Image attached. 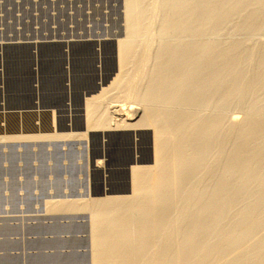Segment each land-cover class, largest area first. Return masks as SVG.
Instances as JSON below:
<instances>
[{
    "label": "rangeland",
    "instance_id": "374dc122",
    "mask_svg": "<svg viewBox=\"0 0 264 264\" xmlns=\"http://www.w3.org/2000/svg\"><path fill=\"white\" fill-rule=\"evenodd\" d=\"M96 38L99 39L101 44L96 42H87L73 43V46L69 43L65 44V46L64 43H58L55 45L43 44L35 47L39 54V62L35 64L38 67L35 65H33V67H35V69L38 71L42 67V72L44 67V72L46 70V74L51 72L52 76L54 75V82L52 83L53 85L50 86L49 84L44 88L41 87L40 89L39 87L37 88L36 85L37 75L33 73L28 74V76L24 75V72H26V64L23 62V58L20 56V54H17V56L15 54L16 51L19 53L24 51L25 48L33 49L34 47L30 42H34L35 40L38 41L40 39L56 41L88 39L94 41ZM103 39H114L113 43L110 41L113 46L110 42H107L108 45L110 43L109 46L105 42H101ZM5 40L12 43L18 42V44L0 48V66L2 65L1 68H3L8 74L10 73V78L7 74V81H5H9L8 83L10 85L8 84L7 86V83L5 85L0 84V105L1 102L9 103L12 101L24 106L27 102H33L34 99L41 98L40 100H42V102L45 104H47L48 101H52L56 110L61 112H59L58 118H61V116L63 118L64 115L69 112L72 105L77 106L79 104V99L82 96H84L85 104L83 103L82 112L84 127L81 129L75 128V126L79 125L78 122H80V120H78L76 123L74 122L75 124L71 123L68 129L65 128L66 131L64 129L62 131L56 132V134L59 136L54 134V132H51L49 135L48 131L46 130L47 125L44 124L46 121L48 122V114L45 117L40 118L38 115L37 117L34 116V118L29 117L34 115V112H31L29 115H27L28 118L24 119V116L26 115H22V113H12L9 115L0 113V120L3 117L8 116L7 119L4 118V120L2 119L3 121L1 120V125L4 126L3 123L7 122L11 118L14 121L12 124L18 129L15 130L16 133H19L17 135L15 131L13 133V130H11L12 133L9 134L11 137L8 135V139L6 137L0 136V264H96V256L100 250V248L98 250L99 245L97 237L102 234L101 236L107 235L110 237L112 235L111 238H116L118 235L117 231H120V228L129 230L131 233L129 234L131 239V241H129L130 243H126V245H123L121 249L122 252H125V263L157 264L156 262H159L158 264H164L165 261L168 260L165 264H181L184 260H180L179 257L177 258L176 253L178 247L182 243L181 241L184 240V238L181 240L183 237L182 235L185 233L186 236L193 227L195 219L191 214L197 209L196 205L199 204L198 197H200V194L201 197L208 195L211 193V190L217 187L216 184H219L220 181H225L224 183L222 182V184L220 182V185L226 184L225 187H227V185L232 186L231 184H236L239 188H243L249 184L248 180H251L250 175L252 176V185L250 184L252 187H248L251 188V191L248 188L247 192L245 191V193H248V196L246 195L245 198H243L245 195L244 193L240 196L237 203L242 198L243 200L241 201H244V199L246 200L248 197H252V201H254V194L252 196L251 193L256 192V196L259 192L260 194H264V181L262 182L261 180L264 178V167H261L264 166V0H0V41ZM121 40H123L124 43ZM25 41H28V43H24ZM118 44L119 46H123V48L125 47L124 51L122 50L123 48L118 46ZM100 46L102 47V50ZM60 47L61 49H59ZM127 49L129 52L126 53V51H128ZM113 50H117V52ZM159 50H161V52ZM119 51L126 53L124 54L125 56L123 55L121 58L123 53H120ZM83 52L85 53L83 54ZM124 57L126 58L122 60ZM7 59H10L11 61ZM78 59L80 61H78ZM92 59L94 60L92 61ZM112 59L114 60L113 62L111 61ZM126 59H128V61ZM1 60L4 61V64ZM87 64H89V66ZM113 64H116V68L119 71L116 70L114 74L115 77L113 75V78H110V80H105L104 78L111 70L112 66H114ZM86 66L93 68L87 70L88 68ZM125 66L126 68H124ZM106 67L109 68L107 69ZM50 68H54V71L50 70ZM81 69L86 70L84 71L85 73H83ZM92 69L94 71L96 70L97 72L94 73ZM103 70L107 71L105 72ZM102 72L104 75H106L104 76ZM11 73H13L15 77L14 75L11 76ZM181 74L185 75V77ZM18 76L19 78H17ZM88 76H90V78H88ZM97 76H99L101 79L104 77L102 79L104 84L102 82L100 83V78L98 77V79ZM180 77H184V80ZM13 78H16L18 83L16 79ZM10 79L12 80L10 81ZM95 79H97V82H99L97 85L106 84L105 86L99 85L100 87L104 88L99 89V92H94L97 91L99 88L98 87L93 91V94H91L92 91H85V89L87 90L93 86V84L96 82ZM79 80L81 84L79 83ZM111 80H115L114 82L116 83L112 82ZM15 81L16 83H14ZM180 81L182 85L180 84ZM54 83L57 90H55L56 88L54 89V87H52L54 86ZM75 83L79 86H77ZM89 83L91 86H89ZM160 84L161 88L164 89L163 91H160L162 90L159 87ZM80 85H83V88H81ZM12 86L15 87L12 88ZM23 86L25 87L23 88ZM85 86L88 88H84ZM26 87L28 89H26ZM80 88L81 90H79ZM92 88L94 89V87ZM155 90H159L161 94L157 91V95L152 94L155 93ZM100 93H102L103 96L102 94L100 95ZM159 94L161 95L162 99L157 97L160 96ZM155 95L157 99L155 98ZM162 95L165 96L163 97ZM151 96H154L152 97L153 99L150 98ZM46 100L47 102H45ZM92 100L95 102L93 103ZM62 103L64 104L63 107ZM77 107L80 109V104ZM130 108H133V110ZM129 110H131V117H127ZM151 112H154V114L160 112L158 115L162 116V118L164 117L166 120L168 119L172 121L173 119L174 123L171 122L174 124L173 127L182 126L177 128L179 132L182 130L184 131L186 127V129H188L195 125H198L197 127L200 130L202 129L201 132L204 130V128H206L207 131L204 130L202 133L205 132L206 134L207 132H210L208 134L212 139H209L208 136L210 141L207 139L206 141L208 142L200 143V146H202L201 149L204 147L202 150H207L205 152L208 153L207 155L206 153L203 154L202 158H204V161L203 159L201 160L207 164H204L205 168L200 170L201 172H197V174L193 173L191 176L192 179L187 182V184L182 185L178 192L175 190V192L173 190H171L172 192L164 191L162 197H166L163 201L164 204H166L165 206H167V204L172 206L173 204L172 208L169 207L170 209L168 208L166 210L165 208L167 207H163L164 204L162 201H157V203H155L157 194H153L154 196L152 194H141L142 196L140 194V196L135 194V198L133 199L131 195H128V201L125 203V205L121 204L123 206H120L116 200L117 198L115 199V194H93L89 189V182H91L92 179H95L97 173L94 175V177H92V167L95 165L108 171L109 167L111 168L115 165V163L117 164L119 160L115 159L114 156L109 155L112 150H106V146L104 144L103 146H105V148H103L102 145V147H100V144L98 145V137L91 139V133L122 131L119 128L124 127V119H131L129 121L130 123L128 122V125L133 123L136 124L135 122H137V119L141 121L144 119L143 117L146 115V113L148 114ZM166 115L167 117H165ZM184 115L185 121L183 120ZM235 115L240 117L238 122L233 121ZM170 116H172V119H169ZM96 118L97 120L99 119L101 121L98 120L97 122ZM164 118L163 120H165ZM178 118L181 119H179L181 122H185V124L183 125V122L181 123ZM11 119L9 121H11ZM163 120L162 122H164ZM16 121H18V123H15ZM31 121L37 122L33 123ZM99 123L102 124L100 125ZM213 123L214 127H210V125ZM208 127L212 129L214 128L216 132L215 130L212 132L208 131L212 130ZM255 127L260 129L257 130ZM174 129H176V127ZM42 130L45 131L43 132ZM248 130L249 132L253 130L255 131L252 133L250 132V136L252 138H243L244 140H242L240 135L242 134V136L244 135L246 138L249 134ZM64 131L65 133H62ZM25 132L27 134H24ZM37 132H41V134ZM176 132L173 134H176ZM8 133H10V130ZM45 133H48V135ZM58 133H61V135ZM1 134L2 133H0V135ZM42 134L46 136H43ZM39 136L42 137L40 138ZM50 136H52V138ZM238 139H240L242 142H240ZM92 140L96 146V149L100 148L99 150L102 154H104V156L101 158H97L95 162L91 158ZM245 140L247 142H245ZM242 143H247L248 145L245 144L247 145L245 146L242 145ZM209 144H212V146ZM97 145L99 147H97ZM241 146L245 147L241 148ZM210 147L211 149L214 147L212 149L213 153L212 150H209L208 152ZM244 148L251 151L254 154L251 155L257 158L258 161H254L255 158H252L251 155H248L249 151L245 150ZM253 148H255L256 151ZM233 151L236 153L234 154ZM242 151L245 154H241ZM257 151H259V156L256 155L258 154ZM186 153L187 155H190V150H187ZM230 154L234 157H238L239 159H247L246 157H248V159H252V162H254L251 163L254 166L253 168H255L254 170L252 168L253 172L251 171V174L246 173V175L244 174V177H242V170L244 172H246L245 170L250 172L249 170H251L250 168L252 165L250 166L249 161L251 160L247 159L248 161L246 163V160L239 162L241 166L243 163L245 165L248 164L250 166L249 168L246 167L247 169H244L245 165L242 167L238 165L240 167L239 168L233 164H236V160L239 159H234L233 157V161H231ZM240 155H242V157ZM244 155H246L245 158ZM249 156H251V158ZM225 158L230 159L229 162ZM199 161L200 159L196 161V164L199 163ZM100 162H102V164ZM229 163L233 166H230ZM235 166L241 171L239 169L237 170L236 168H233ZM259 167L262 168L260 171L261 173L259 172ZM227 169L230 172L226 176L225 174L228 172ZM237 171L240 172L237 174ZM229 174H232L233 176H230ZM234 174H236V176ZM244 178H248V180L246 179L248 184L244 183ZM260 180L263 186L261 185V182H259ZM236 181H238L239 184L241 183L240 185L243 184V186H240ZM255 182H258L260 185ZM234 185L232 188L235 187L238 189L236 185ZM230 186L228 188H231ZM253 186H256V189H254ZM182 188H184V190ZM252 188L253 191H258L259 189V192H252ZM260 188H262L263 191L260 190ZM243 189L246 190L247 188L245 187ZM248 191L250 192V195ZM167 192L168 196H166ZM175 193L178 194L176 195ZM203 193L204 195L202 196ZM151 195L153 197H151ZM157 198H159V196ZM129 200L131 201L129 202ZM149 200L152 202L150 203ZM197 200L198 202H196ZM249 200L251 199L249 198L246 201L248 202ZM252 201H249L250 203H246L244 201L245 203L243 202V204L245 207L241 202H239L238 205L229 208L230 210H227V217L240 213L243 210L245 212L250 211ZM117 203L119 205L118 207ZM245 204L250 205L246 206ZM158 205L160 208H163L160 209ZM263 208H261L262 212L264 211ZM245 209H247V211ZM206 212L207 213L201 214L202 217L200 216L201 219H205L204 221H208L211 218V213L209 211ZM258 212L257 216H260L258 215L260 212ZM262 212L261 216L264 215ZM184 213H188L191 216H188L184 222L180 223L181 218L185 215ZM146 216L152 223L148 227H152L150 228L151 231L148 229L150 232L147 230L142 231L141 229L140 224ZM234 216L235 215H233V217L227 218L228 220H224L222 225L223 229L220 230V232H222L220 233L221 235L225 234L224 232L226 231L227 227H231L229 222H233L235 219ZM159 218L164 221L167 220L166 223L168 224L166 225L168 227L165 226V228L168 231L165 228H159L161 231L156 228L154 229L153 226L157 224V221H160L157 220ZM262 218L261 220H264V216ZM261 220L259 221V224L261 225H259L258 229L255 231H259L261 233L257 232L258 235H255V233V236L253 235V238L259 236L258 239L261 241L259 242L258 239V241L255 239L256 242H259V244L256 242V244H254L253 239L252 245L249 243L250 246L246 245L244 248L247 246L248 247L246 249H241L242 251L245 252L248 248L249 250L246 252L252 250L254 251L259 245H262L260 243L264 244V237L260 238V234L261 236H264V224L262 225ZM262 222L264 223V221ZM177 225L181 227L179 230H177ZM113 229L115 231H113ZM176 230L179 231V233L181 231L180 236L182 237H179ZM154 231L157 232L155 233ZM114 233L115 235L113 236ZM144 237V241L147 239L146 244H149L146 249V255L143 257L145 260L147 259V262L144 259H140L141 256H138V253L136 254V251H138V243L141 238L144 239ZM164 238H166L169 245L165 243L166 240H163ZM205 239L200 240L203 241ZM214 239L216 240L215 236H213V238H208V240L214 244L213 246L212 244L210 245L208 240H206L209 243L210 249L208 248L204 252V256H210L211 254L212 259L214 257V259L216 258L217 261H219L221 259H218L217 256H214L215 252L213 248H215L216 242H214ZM177 240L180 243L176 242ZM200 240L197 238L198 242H200ZM163 242L165 244H163ZM157 245H159L161 248ZM112 248L113 247L110 246L107 250L112 251ZM114 248L116 249L117 247L115 246ZM114 248L113 250H115ZM154 252H157L156 259L154 258ZM163 252H166L167 255H165L166 253L164 254ZM169 253L170 255H168ZM152 254L154 256H152ZM201 256H203V254ZM158 260H160L162 263ZM223 260H225V262H229L228 259L224 257L221 261ZM214 262L216 264V260L213 261V263ZM217 264L220 263L217 262Z\"/></svg>",
    "mask_w": 264,
    "mask_h": 264
},
{
    "label": "bare ground",
    "instance_id": "6f19581e",
    "mask_svg": "<svg viewBox=\"0 0 264 264\" xmlns=\"http://www.w3.org/2000/svg\"><path fill=\"white\" fill-rule=\"evenodd\" d=\"M205 3V2H204ZM210 6V5H209ZM175 7V6H174ZM256 7V6H255ZM231 8V7H230ZM186 9V8H185ZM228 9V8H227ZM156 11V10H155ZM126 12V11H125ZM126 15V14H125ZM259 16V15H258ZM139 17V16H138ZM127 18V17H126ZM152 18V17H151ZM156 18V17H155ZM198 19V18H197ZM179 21V20H178ZM136 22V21H135ZM185 23V22H184ZM130 24V23H129ZM255 24V23H254ZM127 27H128V25H127ZM130 27V26H129ZM207 28V27H206ZM230 29V28H229ZM130 30V29H129ZM126 33H127V30H126ZM145 33V32H144ZM229 38V37H228ZM173 39V38H172ZM195 40V39H194ZM42 41H49L48 39H40V40H35L34 42H30V43H32V45L35 47H37L39 44L38 43H40V42H42ZM53 41H55V43H52V44H46V45H55V44H58V43H64V45L65 44H73V43H71V42H69V41H67V40H59V41H63V42H59V41H56V40H53ZM99 41V40H98ZM121 41H123V40H121ZM127 41V40H126ZM125 41V42H126ZM5 42H7V40H5V41H0V48H2V47H7V46H10V45H17L18 44V42H7V43H10L9 45H4L5 44ZM100 42V41H99ZM110 42V41H109ZM119 42V41H118ZM24 43H28V41H25ZM78 43V42H77ZM98 43V42H97ZM111 43V42H110ZM110 43H109V45H110ZM121 43V42H120ZM123 43H124V41H123ZM35 44V45H34ZM99 44V43H98ZM101 44V43H100ZM107 44V43H106ZM112 44V43H111ZM115 44H116V42H115ZM134 44V43H133ZM207 44V43H206ZM20 45V44H19ZM25 45V44H24ZM76 45V44H75ZM93 45V44H92ZM104 45V44H103ZM108 45V44H107ZM108 45V46H109ZM121 45V44H120ZM124 45V44H123ZM129 45V44H128ZM262 45V44H261ZM62 46V45H61ZM66 46V45H65ZM70 46V45H69ZM73 46V45H72ZM81 46V45H80ZM84 46H85V44H84ZM102 46V45H101ZM100 46V47H101ZM112 46H113V44H112ZM118 46H119V44H118ZM125 46V45H124ZM130 46V45H129ZM12 47V46H11ZM43 47V46H42ZM54 47V46H53ZM78 47V46H77ZM89 47H90V45H89ZM88 47V48H89ZM92 47V46H91ZM119 47H121V48H123V46H119ZM126 47H127V45H126ZM157 47V46H156ZM163 47V46H162ZM13 48V47H12ZM22 48V47H21ZM65 48H67V47H65ZM80 48H82V47H80ZM84 48H86V47H84ZM84 48H83V50H84ZM92 48H94V47H92ZM91 48V49H92ZM104 48V47H103ZM105 48H106V46H105ZM113 48V47H112ZM118 48V47H117ZM125 48V47H124ZM124 48L122 49L123 51H124ZM128 48V47H127ZM133 48V47H132ZM17 49V48H16ZM59 49H61V47L59 48ZM75 49V48H74ZM141 49V48H140ZM6 50V49H5ZM15 50V49H14ZM23 50V49H22ZM21 50V51H22ZM86 50V49H85ZM93 50V49H92ZM101 50H102V47H101ZM108 50V49H107ZM106 50V51H107ZM111 50V49H110ZM109 50V51H110ZM128 50V49H127ZM139 50V49H138ZM142 50V49H141ZM11 51V50H10ZM49 51V50H48ZM57 51V50H56ZM60 51V50H59ZM72 51V50H71ZM79 51V50H78ZM98 51V50H97ZM113 51H115V50H113ZM160 52H161V50H159ZM41 52V51H40ZM45 52V51H44ZM75 52V51H74ZM92 52V51H91ZM105 52V51H104ZM115 52H117V50L115 51ZM120 52V51H119ZM122 52V51H121ZM120 52V53H121ZM127 52H129V50L128 51H126V53ZM154 52V51H153ZM197 52V51H196ZM3 53V52H2ZM11 53V52H10ZM13 53V52H12ZM49 53V52H48ZM58 53V52H57ZM78 53V52H77ZM85 52H83V54H84ZM87 53V52H86ZM101 53H103V52H101ZM111 53V52H110ZM123 53V52H122ZM126 53H123L122 54V56H121V58L123 57V55L124 54H126ZM4 54V53H3ZM7 54V53H6ZM16 56H17V54L19 55L20 54V56L23 58V62L26 64V72H24V75H27L28 76V74H30V73H33V74H36L37 75V77H36V80H37V83H36V85H37V88L39 87V89L41 88V87H46V85H49L50 84V86L51 85H53L52 83L54 82L53 81V77H54V75L52 76V74H51V72H48V74H46L45 72H46V70H45V72H44V67H43V72H42V67H41V71L39 70H37V69H35V67H33V65H35L36 63H38L39 62V54H38V51H37V49L36 50H34V48L33 49H24V51H22V52H19V53H17V51H16ZM41 54V53H40ZM45 54V53H44ZM72 54H73V52H72ZM79 54V53H78ZM89 54H90V52H89ZM91 54H93V53H91ZM104 54V53H103ZM114 54V53H113ZM116 54V53H115ZM198 54V53H197ZM202 54V53H201ZM56 55V54H55ZM86 55V54H85ZM98 55V54H97ZM108 55V54H107ZM117 55V54H116ZM129 55V54H128ZM151 55V54H150ZM13 56L15 57V55L13 54ZM19 56V57H20ZM66 56V55H65ZM98 56H100V55H98ZM102 56H104V55H102ZM125 56V55H124ZM141 56V55H140ZM189 56V55H188ZM196 56V55H195ZM235 56H236V54H235ZM259 56V55H258ZM10 57V56H9ZM21 57H20V59H21ZM63 57V56H62ZM81 57H83V56H81ZM85 57V56H84ZM109 57V56H108ZM114 57H115V55H114ZM118 57V56H117ZM127 57V56H126ZM126 57H124L122 60H124ZM155 57V56H154ZM153 57V58H154ZM3 58V57H2ZM64 58V57H63ZM119 58V57H118ZM120 58V59H121ZM151 58V57H150ZM171 58V57H170ZM5 59V58H4ZM80 59V58H79ZM78 59V61H80ZM87 59V58H86ZM85 59V60H86ZM138 59V58H137ZM193 59V58H192ZM197 59V58H196ZM240 59V58H239ZM7 60H10V59H7ZM77 60V59H76ZM83 60V59H82ZM89 60V59H88ZM87 60V61H88ZM94 59H92V61H93ZM98 60V59H97ZM101 60V59H100ZM116 60V59H115ZM127 61H128V59H126ZM213 60V59H212ZM2 61V60H1ZM11 61V60H10ZM48 61V60H47ZM51 61V60H50ZM64 61V60H63ZM73 61V60H72ZM78 61H77V63H78ZM102 61V60H101ZM112 62L114 61L113 59L111 60ZM110 61V62H111ZM117 61V60H116ZM126 61V62H127ZM194 61V60H193ZM237 61V60H236ZM3 62V64H4V61H2ZM5 62H7V61H5ZM22 62V63H23ZM52 62H53V60H52ZM91 62V61H90ZM96 62V61H95ZM107 62V61H106ZM134 62V61H133ZM195 62V61H194ZM226 62V61H225ZM234 62V61H233ZM88 63V62H87ZM98 63V62H97ZM104 63V62H103ZM102 63V64H103ZM108 63V62H107ZM116 63V62H115ZM232 63V62H231ZM13 64V63H12ZM62 64V63H61ZM76 64V63H75ZM93 64V63H92ZM100 64V63H99ZM98 64V65H99ZM110 64V63H109ZM112 64V63H111ZM121 64V63H120ZM152 64V63H151ZM242 64V63H241ZM16 65V64H15ZM85 65V64H84ZM88 66H89V64H87ZM95 65H96V63H95ZM114 65V64H113ZM124 65V64H123ZM126 65V64H125ZM161 65V64H160ZM212 65H213V63H212ZM236 65V64H235ZM251 65V64H250ZM2 66V65H1ZM1 66H0V84H6L7 83V86H8V82H5V81H7V72L3 69V68H1ZM35 66H37V65H35ZM53 66V65H52ZM77 66V65H76ZM91 66V65H90ZM111 66V65H110ZM119 66V65H118ZM121 66V65H120ZM126 66H128V65H126ZM126 66L124 67V68H126ZM196 66V65H195ZM211 66V65H210ZM4 67V66H3ZM6 67V66H5ZM10 67V66H9ZM38 67V66H37ZM49 67H51V66H49ZM78 67V66H77ZM87 67V66H86ZM102 67V66H101ZM161 67V66H160ZM8 68V67H7ZM83 68V67H82ZM88 69L87 70H90L91 68H93V67H87ZM96 68H97V66H96ZM107 68V67H106ZM109 68V67H108ZM107 68V69H108ZM150 68V67H149ZM157 68V67H156ZM184 68V67H183ZM195 68V67H194ZM216 68V67H215ZM12 69V68H11ZM16 69H18V68H16ZM47 69V68H46ZM54 69V68H53ZM53 69H51L50 68V70H52V71H54ZM63 69V68H62ZM85 69V68H84ZM140 69V68H139ZM225 69V68H224ZM8 70V69H7ZM14 70V69H13ZM20 70V69H19ZM24 70V71H25ZM66 70V69H65ZM78 70V69H77ZM116 70H118L117 68H116ZM116 70H115V72H116ZM122 70V69H121ZM149 70V69H148ZM208 70V69H207ZM211 70H213V69H211ZM242 70V69H241ZM262 70V69H261ZM21 71H22V69H21ZM76 71V70H75ZM81 71H83V73H85L84 71H86V70H83V69H81ZM92 71H94L93 69H92ZM99 71V70H98ZM103 71H105V70H103ZM107 71V70H106ZM105 71V72H106ZM119 71V70H118ZM123 71V70H122ZM126 71V70H125ZM140 71V70H139ZM153 71V70H152ZM181 71V70H180ZM195 71V70H194ZM10 72V71H9ZM13 72V71H12ZM15 72V71H14ZM20 72V71H19ZM79 72V71H78ZM89 72V71H88ZM87 72V73H88ZM95 72H97L96 70L94 71V73ZM100 72V71H99ZM115 72L112 74V76L115 74ZM184 72V71H183ZM54 73V72H53ZM60 73V72H59ZM68 73V72H67ZM77 73V72H76ZM80 73V72H79ZM91 73V72H90ZM163 73V72H162ZM178 73V72H177ZM180 73V72H179ZM49 74H51V75H49ZM61 74V73H60ZM89 74V73H88ZM102 74H103V72H102ZM119 74V73H118ZM117 74V75H118ZM143 74V73H142ZM173 74V73H172ZM183 74V73H182ZM181 74V75H182ZM10 75V73L8 74V76ZM12 75H14L13 73H11V76ZM22 75V74H21ZM83 75V74H82ZM90 75V74H89ZM95 75V74H94ZM93 75V76H94ZM97 75V74H96ZM98 75H99V73H98ZM101 75V74H100ZM104 75V74H103ZM102 75V76H103ZM106 75V74H105ZM104 75V76H105ZM189 75V74H188ZM35 76V75H34ZM79 76V75H78ZM92 76V75H91ZM110 77V78H113V77ZM119 76V75H118ZM162 76V75H161ZM169 76V75H168ZM182 76H184L185 77V75H182ZM187 76V75H186ZM14 77H15V75H14ZM58 77V76H57ZM87 77V76H86ZM99 76H97V78H98ZM114 77H115V75H114ZM121 77V76H120ZM124 77V76H123ZM148 77V76H147ZM184 77L182 78V77H180V78H182L183 80H184ZM9 78H10V76H9ZM17 78H19V76L17 77ZM23 78H24V76H23ZM35 78V77H34ZM67 78V77H66ZM65 78V79H66ZM76 78V77H75ZM88 78H90V76H88ZM96 78V77H95ZM100 78V77H99ZM98 78V79H99ZM104 78V77H103ZM102 78V79H103ZM110 78L108 79V80H110ZM180 78H178V79H180ZM236 78V77H235ZM13 79H16V78H13ZM82 79V78H81ZM87 79V78H86ZM102 79L100 78V83L102 82ZM105 79V78H104ZM116 79V78H115ZM119 79H123V78H119ZM118 79V80H119ZM12 79H10V81H11ZM58 80V79H57ZM61 80V79H60ZM69 80V79H68ZM85 80V79H84ZM90 80V79H89ZM117 80V79H116ZM182 80V81H183ZM16 81H17V79H16ZM16 81L14 82V83H16ZM25 81V80H24ZM29 81V80H28ZM31 81V80H30ZM64 81V80H63ZM95 83L93 84V86L92 87H94V89L92 88V87H90V88H88L87 86H85L84 88H88L87 90L85 89V91H87V92H89V91H92V93L91 94H93V91L94 90H96L98 87V89H97V91H94V92H99L98 90L99 89H101L102 87H100V86H102V85H97L98 84V80L97 79H95ZM112 81V80H111ZM115 81V80H114ZM114 81H112V82H114ZM119 81H121V80H119ZM160 81H161V79H160ZM162 81H164V80H162ZM13 82V81H12ZM27 82V81H26ZM25 82V83H26ZM32 82V81H31ZM30 82V83H31ZM62 82V81H61ZM60 82V83H61ZM82 82V81H81ZM87 82H89V81H87ZM92 82H94V81H92ZM105 82V81H104ZM109 82V81H108ZM138 82V81H137ZM213 82V81H212ZM235 82V81H234ZM17 83H18V81H17ZM28 83V82H27ZM35 83V82H34ZM77 83H78V81H77ZM79 83H80V80H79ZM91 83V82H90ZM89 83V84H90ZM114 83H116V82H114ZM141 83V82H140ZM139 83V84H140ZM162 83H164V82H162ZM178 83V82H177ZM22 84V83H21ZM32 84V83H31ZM76 84V83H75ZM81 84V83H80ZM92 84V83H91ZM91 84L89 85V86H91ZM109 84H110V82H109ZM118 84V83H117ZM125 84V83H124ZM180 84H181V81H180ZM239 84V83H238ZM10 85V84H9ZM12 85V84H11ZM34 85V84H33ZM57 85V84H56ZM73 85V84H72ZM77 85V84H76ZM106 85V84H105ZM105 85H103V86H105ZM182 85V84H181ZM202 85V84H201ZM57 86H59V85H57ZM74 86V85H73ZM77 86H79V85H77ZM117 86V85H116ZM185 86V85H184ZM220 86V85H219ZM15 87V86H14ZM13 86H12V88H14ZM25 86H23V88H24ZM32 87V86H31ZM36 87V86H35ZM52 87H54V89L56 88L55 87V83H54V86H52ZM51 87V88H52ZM63 87H65V86H63ZM80 87L81 88H83V85H80ZM112 88H114L115 87V85H114V87L113 86H111ZM110 87V88H111ZM131 87V86H130ZM136 87V86H135ZM142 87V86H141ZM150 87V86H149ZM160 88H161V84H160V86H159ZM235 87V86H234ZM1 88V87H0ZM6 88H8V87H6ZM36 88V89H37ZM43 88H42V90H43ZM73 88V87H72ZM79 88V87H78ZM81 88L79 89V90H81ZM104 88V87H103ZM102 88V89H103ZM132 88V87H131ZM159 88V89H160ZM2 89H3V85H2ZM10 89H11V87H10ZM26 89H28L27 87H26ZM53 89V90H54ZM59 89H61V88H59ZM77 89V88H76ZM109 89V88H108ZM107 89V90H108ZM162 89V88H161ZM214 89V88H213ZM7 90V89H6ZM9 90V89H8ZM24 90V89H23ZM32 90H33V88H32ZM42 90H41V92H42ZM55 90H57V88L55 89ZM78 90V89H77ZM110 90V89H109ZM164 89H162V90H160V91H163ZM216 90V89H215ZM39 91V90H38ZM37 91V92H38ZM66 91V90H65ZM76 91V90H75ZM101 91V90H100ZM143 91V90H142ZM156 91L157 92H159L160 94H161V92L159 91V90H155L154 92L155 93H152V94H156ZM218 91V90H217ZM9 92V91H8ZM21 92V91H20ZM30 92V91H29ZM55 92V91H54ZM78 92V91H77ZM102 92V91H101ZM105 92V91H104ZM108 92V91H107ZM252 92V91H251ZM11 93V92H10ZM32 93V92H31ZM59 93V92H58ZM75 93V92H74ZM86 93V92H85ZM143 93V92H142ZM163 93V92H162ZM165 93V92H164ZM185 93V92H184ZM194 93V92H193ZM8 94V93H7ZM18 94V93H17ZM34 94V93H33ZM49 94H51V93H49ZM53 94V93H52ZM60 94V93H59ZM76 94V93H75ZM86 94H88V93H86ZM102 93H100V95H101ZM159 94V95H160ZM180 94V93H179ZM1 95V94H0ZM46 95V94H45ZM70 95V94H69ZM150 95H151V93H150ZM157 95V94H156ZM156 95H155V98L157 99V97H159L160 99H162L161 98V95L160 96H157L156 97ZM198 95V94H197ZM222 95V94H221ZM34 96V95H33ZM102 96H103V94H102ZM140 96V95H139ZM163 96V95H162ZM165 96V95H164ZM163 96V97H164ZM27 97V96H26ZM39 97V96H38ZM87 97H88V95H87ZM92 97V96H91ZM147 97H148V95H147ZM152 97H154V96H151L150 98H152ZM260 97V96H259ZM22 98V97H21ZM25 98V97H24ZM28 98V97H27ZM35 98H36V95H35ZM94 98V97H93ZM158 98V99H159ZM4 99V98H3ZM41 99V98H40ZM46 99V98H45ZM55 99V98H54ZM65 99V98H64ZM77 99V98H76ZM136 99V98H135ZM148 99V98H147ZM153 99V98H152ZM152 99H150V100H152ZM159 99V100H160ZM240 99V98H239ZM254 99V98H253ZM48 100V99H47ZM47 100L45 101V102H47ZM52 100V99H51ZM58 100V99H57ZM66 100H68V99H66ZM89 100H90V98H89ZM99 100V99H98ZM97 100V102L99 103V101ZM158 100V101H159ZM165 100H166V98H165ZM18 101V100H17ZM29 101H32V100H29ZM61 101V100H60ZM65 101V100H64ZM63 101V102H64ZM70 101V100H69ZM78 101V100H77ZM147 101V100H146ZM154 101H157V100H154ZM161 101V100H160ZM177 101V100H176ZM182 101V100H181ZM250 101V100H249ZM12 102V101H11ZM49 102V101H48ZM92 102H93V100H92ZM95 102V101H94ZM93 102V103H94ZM178 102H180V101H178ZM183 102V101H182ZM237 102V101H236ZM260 102V101H259ZM33 102H27L23 107H25V108H31L32 107V104ZM64 103H66V102H64ZM75 103V102H74ZM79 103V102H78ZM77 103V104H78ZM22 104V103H21ZM45 104V103H44ZM54 104V103H53ZM58 104H59V102H58ZM67 104V103H66ZM65 104V105H66ZM76 104V105H77ZM85 104V103H84ZM151 104V103H150ZM63 103H62V107H63ZM68 105V104H67ZM66 105V106H67ZM93 105V104H92ZM167 105V104H166ZM165 105V106H166ZM55 106V105H54ZM60 106V105H59ZM66 106H64V107H66ZM77 106H79V104L77 105ZM77 106H74V105H72L71 107H70V110H69V112H65L66 114L64 115V117L62 118V116H61V118L59 117L58 118V114H57V112H56V108H54L55 110L53 111V112H51L50 114H48V117L47 118H49V119H47L48 120V122L46 123L45 122V124L44 125H47V128H46V130L48 131V133H49V135L51 134V132H54V134H56V132H59V131H62V130H64L66 127L64 126L65 125V123L67 122V121H69V122H71V123H76L78 120H81V117H82V112H81V110L77 107ZM86 106V105H85ZM2 106L0 105V108H1ZM68 107V106H67ZM86 107H88V106H86ZM90 107V106H89ZM238 107V106H237ZM177 108V107H176ZM243 108V107H242ZM260 108V107H259ZM57 109H59V108H57ZM94 109H95V107H94ZM98 109V108H97ZM131 109V108H130ZM153 109V108H152ZM65 110V109H64ZM67 110V111H68ZM89 110V109H88ZM92 110V109H91ZM131 110H133V108L131 109ZM131 110H129V114H128V116L127 117H129L130 115H131ZM63 111V110H62ZM66 111V110H65ZM150 111V110H149ZM148 111V112H149ZM176 111V110H175ZM31 112H34V111H26V112H24V113H22V115H29ZM60 112V111H59ZM87 112V111H86ZM133 112V111H132ZM178 112V111H177ZM203 112V111H202ZM223 112V111H222ZM248 112V111H247ZM61 113V112H60ZM64 113V112H63ZM93 113V112H92ZM156 113V112H155ZM162 113V112H161ZM19 114V113H18ZM34 115H32V116H29V117H37L38 116V113L37 112H34L33 113ZM46 114V115H47ZM88 114V113H87ZM158 114H160V112L159 113H157V114H154V112L152 113H146V115L143 117L144 119H142L141 121L140 120H138L137 119V122H135L136 124H130V125H128V122L131 120V119H129V118H126V119H124V122L126 123V126H125V123H124V127H122V128H119V129H121L122 131H118V132H120L121 134H119V135H111L110 137H109V140H108V142L107 143H104V145L106 146V148H105V146H103V143H102V141L100 140L101 138H100V134H111V133H115V132H108V131H106L105 133H96V132H93V133H91V135L93 134V136L91 137L92 139L94 138V137H98L99 138V142H98V145L100 144V147H102L103 146V148H105L106 150L108 149V150H112L111 152H110V154L109 155H112V156H114V158L115 159H117V160H119L118 161V163L116 164L115 163V165H114V163H113V165L114 166H112L111 168L109 167V170L108 171H106V176L104 177V175L101 173V172H99V173H97L96 174V176H95V179H94V181L95 182H97L96 184L97 185H99V184H107V183H109L113 188L115 187V188H119L120 187V185H118V186H116V183H120L122 180H124L125 179V177H126V174H127V172H129V174H130V179H131V190H130V192H127V193H111V194H115V199L118 201V203L120 204V206H123V205H125V203L128 201L127 200V198L131 195L132 196V199L133 198H135L134 197V195L135 194H142V195H144V194H148V195H150V194H157V197L159 196V198H157L156 197V199L155 198H153V199H155V203H157V201H164V199L166 198H163L162 197V195H163V193H164V191H171V190H175L176 192H178L179 191V189L181 188V186L182 185H184V184H187V182H189L192 178H191V176L193 175V173L195 174H197V172H199L200 170H203V168H205L204 167V164H206L205 162H202L201 160L203 159V161H204V158H202V156H203V154H205L206 153V155L208 154L207 152H205V151H207V150H202L201 149V147L202 146H200L201 144V142H208V141H206L207 139H208V136H209V134L208 133H210V132H207L206 134H208V135H206L205 134V132L204 133H202L204 130L205 131H207L206 130V128H204V127H202V128H204V130L201 132V130L197 127L198 125H195V126H193L192 128H188V129H186L187 127H186V125H185V129H184V131L182 130V131H178L177 130V128L179 127H182V126H175L176 127V129H174L175 127H173L174 126V120L172 119V116H170V118L169 119H172V121L171 120H166L164 117V119L165 120H163V118H162V116H160V115H158ZM194 114V113H193ZM240 114V113H239ZM7 115V114H6ZM171 115V114H170ZM223 115V114H222ZM232 115V114H231ZM1 116V115H0ZM2 116H3V114H2ZM5 116V115H4ZM12 116V115H11ZM15 116V115H14ZM26 116H24L25 118L24 119H26V118H28V116L26 117ZM60 116V115H59ZM86 116V115H85ZM164 116V115H163ZM196 116V115H195ZM248 116V115H247ZM8 117V116H7ZM7 117L5 116V117H3L2 119L4 120V118H6L7 119ZM34 117V118H35ZM131 117V116H130ZM161 117V118H160ZM165 117H167V115L165 116ZM173 117H175V116H173ZM41 118V117H40ZM39 118V119H40ZM91 118V117H90ZM182 118V117H181ZM1 119V120H2ZM11 119V118H10ZM9 119V120H10ZM15 119V118H14ZM21 119V118H20ZM31 119V118H30ZM180 118H178V120H179ZM185 119V115L183 116V120ZM1 120H0V133H2L0 136L1 137H6L7 138V136L9 135V134H11L12 133V131L11 130H13V133H14V131L15 130H18L17 129V127L16 126H14L12 123H14V121H13V119H11V121H7V122H5V123H3V125L4 126H2L1 124H2V122H1ZM2 120V121H3ZM45 120V119H44ZM87 120V119H86ZM90 120V119H89ZM88 120V121H89ZM96 120H97V118H96ZM99 120V119H98ZM98 120H97V122H98ZM162 120L164 121V122H162ZM181 120V119H180ZM179 120V121H180ZM213 120V119H212ZM240 120V117L239 116H237V115H235L234 116V118H233V121L234 122H238ZM250 120V119H249ZM22 121H23V119H22ZM91 121H93V120H91ZM99 121H101V120H99ZM120 121V120H119ZM168 121V122H167ZM185 121V120H184ZM26 122V121H25ZM25 122H23V123H25ZM31 122H33V121H31ZM35 122V121H34ZM33 122V123H34ZM44 122V121H43ZM109 122V121H108ZM171 122H173V123H171ZM181 122V121H180ZM183 122V121H182ZM181 122V123H182ZM245 122V121H244ZM15 123H18V121H16ZM40 123V122H39ZM74 123V124H75ZM79 123V122H78ZM89 123V122H88ZM106 123V122H105ZM110 123V122H109ZM130 123V122H129ZM30 124V123H29ZM43 124V123H42ZM89 124H91V123H89ZM100 124V123H99ZM99 124H98V126H99ZM102 124V123H101ZM100 124V125H101ZM104 124V123H103ZM108 124V123H107ZM185 124V122H183V125ZM189 124V123H188ZM195 124V123H194ZM199 124V123H198ZM255 124V123H254ZM86 125V124H85ZM93 125V124H92ZM182 125V124H181ZM203 125V124H202ZM214 125V123L212 124V125H210V127H214L213 126ZM252 125V124H251ZM95 126V125H94ZM93 126V127H94ZM103 126H106V125H103ZM219 126V125H218ZM228 126V125H227ZM253 126V125H252ZM63 127V128H62ZM69 127V126H68ZM68 127H67V129H68ZM118 127H120V126H118ZM210 127H208L209 129H212V128H210ZM217 127V126H216ZM244 127V126H243ZM249 127V126H248ZM16 128V129H15ZM40 128V127H39ZM45 128V127H44ZM44 128H42V129H44ZM90 128V127H89ZM95 128V127H94ZM98 128V127H97ZM103 128V127H102ZM256 128V127H255ZM22 129V128H21ZM25 129H26V127H25ZM114 129V128H113ZM117 129V128H116ZM118 129V130H119ZM172 129H173V131H178V132H176V134H173V133H175V132H173L172 131ZM181 129H183V128H181ZM180 129V130H181ZM190 129V130H189ZM219 129V128H218ZM242 129H244V128H242ZM241 129V130H242ZM254 129V128H253ZM257 130L258 129H260V128H256ZM9 130H10V133H8L9 132ZM83 130V129H82ZM92 130V129H91ZM96 130H98V129H96ZM104 130V129H103ZM150 130H152V131H150ZM186 130V131H185ZM213 130H215L214 128L212 129V130H208V131H213ZM239 130V129H238ZM255 130V129H254ZM250 131L251 133L252 132H255V131ZM26 131V130H25ZM34 131V130H33ZM43 131V130H42ZM45 131V130H44ZM43 131V132H44ZM65 131H66V129H65ZM65 131L64 132H62V133H65ZM88 131H90V130H88ZM246 131V130H245ZM263 131H264V129H263ZM18 132H21V131H18ZM117 132V131H116ZM131 132H136V133H138V132H140L142 135H140L136 140H133L130 136H129V134L128 133H131ZM147 132H150L151 133V135H152V139H151V141H150V138L148 137V135L147 134H145V133H147ZM215 132H216V130H215ZM248 132H249V130H248ZM250 132H249V134H248V136L245 138L244 137V135L242 136V134L240 135L241 137V139L242 140H244V139H248V138H250L251 136H250ZM259 132V131H258ZM15 133H16V131H15ZM35 133V132H34ZM37 133H40L41 134V132H37ZM37 133H36V138H37ZM48 133L46 134V135H48ZM70 133V132H69ZM82 133V132H81ZM84 133V132H83ZM144 133V134H143ZM238 133V132H237ZM242 133V132H241ZM264 133V132H263ZM17 134V133H16ZM15 134V135H16ZM19 134V133H18ZM17 134V135H18ZM21 134V133H20ZM24 134H27L26 132L24 133ZM28 134H29V131H28ZM58 134H60L61 135V133H58ZM212 134V133H211ZM239 134V133H238ZM243 134H245V133H243ZM14 135V136H15ZM22 135V134H21ZM43 135V134H42ZM46 135H43V136H46ZM52 135H53V133H52ZM57 135V134H56ZM55 135V136H56ZM65 135V134H64ZM76 135V134H75ZM74 135V136H75ZM213 135H214V133H213ZM247 135V134H246ZM245 135V136H246ZM253 135V134H252ZM256 135V134H255ZM261 135V134H260ZM263 135V134H262ZM10 136V135H9ZM54 136V137H55ZM57 136H59V135H57ZM56 136V137H57ZM216 136V135H215ZM239 136V135H238ZM11 137V136H10ZM9 137V138H10ZM40 137V136H39ZM42 137V136H41ZM40 137V138H41ZM51 138H52V136H50ZM76 137V136H75ZM207 137V138H206ZM214 137V136H213ZM237 137V136H236ZM258 137V136H257ZM261 137V136H260ZM264 137V136H263ZM23 138V137H22ZM27 138V137H26ZM244 138V139H243ZM252 138V137H251ZM8 139V138H7ZM12 139V138H11ZM19 139H21V138H19ZM64 139V138H63ZM205 139V140H204ZM209 139H212L211 138V136H209ZM208 139V140H209ZM255 139H256V137H255ZM5 140V139H4ZM26 140V139H25ZM29 140H30V138H29ZM204 140V141H203ZM238 140H240V139H238ZM260 140V139H259ZM91 141V140H90ZM93 141V140H92ZM210 141V140H209ZM213 141V140H212ZM214 142V141H213ZM231 142V141H230ZM239 142V141H238ZM240 142H242L241 140H240ZM245 142H247L246 140H245ZM261 142V141H260ZM94 143V142H93ZM210 143H212V142H210ZM217 143V142H216ZM220 143V142H219ZM244 143V142H243ZM242 143V145H245V144H247V143H245V144H243ZM259 143V142H258ZM113 144V145H112ZM150 144H151V147H152V151H153V161L151 162V163H142L141 162V160L145 157V153L147 152V149L150 147ZM212 144H214V143H212ZM212 144H209V145H211L212 146ZM238 144V143H237ZM90 145V144H89ZM97 145V147H99ZM102 145V146H101ZM205 145V144H204ZM239 145H241V144H239ZM238 145V146H239ZM248 145V144H247ZM247 145H245V146H247ZM95 146V145H94ZM245 146H243V147H245ZM96 147V146H95ZM242 146H241V148H243ZM206 148V147H205ZM214 147H212V149H213ZM247 148V147H246ZM246 148H244L245 150H248V149H246ZM249 148V147H248ZM251 148V147H250ZM263 148V147H262ZM100 149V148H99ZM211 149V147H210V149H208V152H209V150H212ZM253 149H255V148H253ZM103 150V149H102ZM187 150H190V155H187V153H186V151ZM237 150V149H236ZM239 150V149H238ZM242 150V149H241ZM252 150V149H251ZM260 150V149H259ZM249 151V150H248ZM255 151H256V149H255ZM260 151H262V150H260ZM107 152V151H106ZM109 152V151H108ZM234 152V151H233ZM244 152H246V151H244ZM251 151H249V153H250ZM259 151H257V153H258ZM263 152V151H262ZM211 153V152H210ZM212 153H213V150H212ZM236 152H234V154H235ZM238 153H240V152H238ZM243 153V151L241 152V154ZM247 153V152H246ZM248 153V155H251V154H253L252 152L249 154ZM256 153V152H255ZM215 154V153H214ZM231 154H233V153H231ZM230 154V156H231V161H233V155H231ZM243 154H245V153H243ZM135 155V160H134V162H131V164L129 165V167L127 166L128 164V161L132 158V156H134ZM206 155H204V156H206ZM237 155V154H236ZM247 155V154H246ZM246 155H244V158H245V156ZM247 155V156H248ZM254 155V154H253ZM257 156H259V153L258 154H256ZM255 155V156H256ZM262 155V154H261ZM90 156V155H89ZM103 156H104V154H103ZM241 157H242V155H240ZM252 156V155H251ZM251 156H249L250 158H251ZM254 156H252V158H253ZM261 157V156H260ZM101 158V157H100ZM229 158V157H228ZM247 159H248V157H246ZM255 158V157H254ZM200 159V161H199V163H197L196 164V161H198V160ZM226 159V158H225ZM230 159H226V160H228V162H229V160ZM234 159H239L238 157H234ZM241 159V158H240ZM236 160L237 161V163H239L240 161L241 162H243V161H245V163L248 161V160H251V161H249L250 163V166L252 165V167L250 168L251 170H249L250 172H247V170H245L246 172H244L243 170H242V172H243V175H242V177H244V174L246 175V173H250L251 174V171L253 172V170L255 169V168H253L254 166H253V162L255 161V160H257V158H255L254 159V161L252 162V159H241V160ZM264 159V158H263ZM105 160V159H104ZM98 161V160H97ZM97 161H96V163H97ZM103 161V160H102ZM221 161V160H220ZM258 161V160H257ZM111 162V161H110ZM117 162V161H116ZM210 162V161H209ZM234 162H235V160H234ZM252 162V163H251ZM101 164H102V162H100ZM104 163V162H103ZM220 163V162H219ZM231 163V162H230ZM230 163H229V165H230ZM235 164V163H233L234 165H236L237 167H239L238 165H240V163L239 164ZM256 163V162H255ZM259 164V163H258ZM207 165V164H206ZM221 165V164H220ZM224 165V164H223ZM243 165H245L244 163L242 164V166ZM246 165H248V164H246ZM245 165V168L244 169H247V168H249L250 166L248 165V166H246ZM255 165V164H254ZM257 165V164H256ZM104 166V165H103ZM102 166V167H103ZM111 166V165H110ZM230 166H233L232 164L230 165ZM236 166L235 167H233V168H236ZM241 166V165H240ZM241 166V167H242ZM247 167V168H246ZM261 167H264V166H261ZM210 168V167H209ZM224 168V167H223ZM232 168V167H231ZM240 168V167H239ZM239 168H236L237 170L239 169ZM242 168V169H243ZM252 168H253V170H252ZM260 168V167H259ZM229 169V168H228ZM228 169H227V171H228ZM235 169V170H236ZM261 169L262 168H260V170H259V172L261 171ZM206 170V169H205ZM204 170V171H205ZM223 170V169H222ZM235 170H234V172H235ZM240 170V169H239ZM225 171V170H224ZM233 171V170H232ZM241 171V170H240ZM240 171H237L236 173L238 174V172H240ZM201 172V171H200ZM230 171H228L225 175L227 176V174L229 173ZM254 172H256V171H254ZM203 173V172H202ZM205 173V172H204ZM232 173V172H231ZM261 173V172H260ZM207 174V173H206ZM233 174V173H232ZM230 175V176H233V175ZM242 174V173H241ZM241 174H240V177H241ZM249 174V175H250ZM253 174V173H252ZM201 175V174H200ZM222 175V174H221ZM228 175V176H229ZM235 176H236V174H234ZM254 175V174H253ZM195 176V175H194ZM198 176V175H197ZM215 176V175H214ZM259 176V175H258ZM204 177V176H203ZM246 177V176H245ZM250 177H251V180L249 179L248 180V178H244L245 180H244V183L246 184L247 183V181H246V179L248 180V182H249V184L248 185H246L245 187L247 188L246 190H244L243 188H245V187H243V188H239L236 184V187L238 188V189H236L235 187L234 188H232V186L234 185V184H231L232 186H230L231 188H228L229 186L227 185V187H225V185L223 184V185H220V182H221V184H222V182L224 183L225 181H220L219 182V184H216L217 185V187L216 188H214L213 190H211V193H209L208 195H205L204 197H201V194H200V197H198V200H199V206L198 205H196L197 206V209L194 211V212H192V217L195 219V222H194V224H193V227L191 228V230H190V232L185 236V233H184V235H182V236H180L181 235V231H180V233H179V231H177V230H179V228H181V227H179V225H177L178 226V228H177V230H176V232L178 233V235H179V237H182L181 238V240L184 238V240H180L182 243L180 244V246L178 247V250H177V253H176V256H177V258L179 257V259L180 260H184L183 261V263H181V264H215V262L213 263V261H215L216 260V264H217V262H219L220 264H225L226 262H225V260H223V261H221L222 260V258L224 257V258H226V259H228V261L229 262H227L226 264H264V244L263 243H260V244H262L261 246L259 245L258 247L257 246H254V247H257L256 248V250H252V251H249V252H246V251H248L249 250V248L244 252V251H242L241 249H246V248H244L246 245H249L250 246V244L252 245V242H253V239H254V244H256V243H258L259 244V242L261 241V240H259L258 238H259V236H256L255 238H253V235H254V233H255V235L257 234V232H259V231H257V232H255L257 229H258V227H259V225H261V224H259L260 222V220H261V218L264 216H261V208H263V206H264V194H260V192H259V189H258V191L257 190H254V191H257V192H259L258 194H257V196L255 195V193H251V195L253 196V194H254V196H253V199H254V201H252V197H248V199L250 198L251 200H249V201H252L251 202V208H250V211H248V212H245L244 210L243 211H241V210H239V211H241L240 213H237V214H233V215H235L234 217H235V219L233 220V222H229V225H231V227H227L226 228V231L224 232L225 234L222 236L220 233H222V232H220V230L221 229H223L222 228V225H223V223H224V220H226L227 218H229V217H233V215H231V216H229V217H227V210L229 209V208H231V207H233V206H235V205H238V203L239 202H241L242 204H243V202L245 201L246 203H248L246 200H248V199H244V201H241V200H243V198H245V196L248 194V193H245V191L247 192V190H248V188L249 187H252V186H250V184L252 185V176L250 175ZM254 177V176H253ZM195 178V177H194ZM222 179V178H221ZM261 179V178H260ZM93 180V179H92ZM194 180V179H193ZM219 180V179H218ZM258 180H259V178H258ZM257 180V181H258ZM262 180V182L264 181V178H262L261 179ZM261 180L259 181V182H261ZM241 181H242V178H241ZM246 181V182H245ZM228 182V181H227ZM237 183H238V181H236ZM239 182H240V180H239ZM251 182V183H250ZM262 182H261V185H262ZM191 183V182H190ZM212 183V182H211ZM216 183V182H215ZM218 183V182H217ZM235 183V182H234ZM242 183H243V181H242ZM253 183H254V181H253ZM255 183H257V184H259L258 182H255ZM89 184H90V182H89ZM239 184V183H238ZM241 184V183H240ZM239 184V185H240ZM244 184V185H245ZM256 184V185H257ZM264 184V183H263ZM202 185V184H201ZM214 185V184H213ZM234 185V186H235ZM260 185V184H259ZM212 186V185H211ZM240 186H243V184L242 185H240ZM249 186V187H248ZM263 186V185H262ZM184 187V186H183ZM187 187V186H186ZM185 187V188H186ZM256 187V186H255ZM254 186H253V188L254 189H256ZM259 187H261V186H259ZM201 188V187H200ZM253 188H252V192H254L253 191ZM263 188H264V186H263ZM183 190H184V188H182ZM250 189V191H251V188H249ZM207 190V189H206ZM260 190H262V188H260ZM174 191V192H175ZM198 191V190H197ZM200 191V190H199ZM263 191V190H262ZM261 191V192H262ZM172 192V191H171ZM170 192V193H171ZM181 192V191H180ZM249 192V191H248ZM264 192V191H263ZM262 192V193H263ZM93 193V192H92ZM105 193H110V192H105ZM104 193V194H105ZM183 193V192H182ZM198 193V192H197ZM245 193V195L243 196V198L237 203V201L239 200V198H240V196L241 195H243ZM94 194V193H93ZM159 194V195H158ZM167 194V195H166ZM165 195L166 196H168V192L166 193ZM176 195L178 194V193H175ZM180 194V193H179ZM207 194V193H206ZM96 195V194H95ZM103 195V194H102ZM129 195V196H128ZM139 195V196H140ZM141 195V196H142ZM147 195V196H148ZM151 195V197H153ZM204 195V193L202 194V196ZM249 195H250V192H249ZM156 196V195H155ZM161 196V197H160ZM182 196V195H181ZM208 196V197H207ZM248 196V195H247ZM150 197V196H149ZM114 198V197H113ZM139 198V197H138ZM140 198H142V197H140ZM144 198H146V197H144ZM148 198V197H147ZM190 198H192V197H190ZM194 198V197H193ZM203 198V199H202ZM247 198V197H246ZM107 199V198H106ZM150 199V198H149ZM152 199V198H151ZM158 199V200H157ZM174 199V198H173ZM195 199V198H194ZM96 200V199H95ZM170 200V199H169ZM198 200L196 201V202H198ZM108 201H110V200H108ZM131 200H129V202H130ZM150 201V203L152 202L151 200H149ZM105 202V201H104ZM112 202V201H111ZM133 202V201H132ZM244 202V203H245ZM109 203V202H108ZM118 203H117V207L119 206L118 205ZM167 203H169V202H167ZM173 203H174V201H173ZM237 203V204H236ZM250 203V202H249ZM70 204V203H69ZM110 204V203H109ZM116 204V203H115ZM121 204H123V205H121ZM153 204V203H152ZM162 204V203H161ZM163 204H164V202H163ZM162 204V205H163ZM216 204H219V205H216ZM94 205V204H93ZM100 205V204H99ZM114 205V204H113ZM145 205V204H144ZM151 205V204H150ZM156 205V204H155ZM154 205V206H155ZM159 205H160V203H159ZM159 205H158V207H159ZM166 204H164V208L165 207H167V208H165V210L166 209H168L169 207L170 208H172V206H173V204H172V206H170V205H168L167 204V206H165ZM191 205V204H190ZM246 205V204H245ZM248 206L250 205V204H247ZM246 205V206H247ZM67 206V205H66ZM112 206V205H111ZM153 206V205H152ZM243 206H244V204H243ZM55 207H56V205H55ZM60 207V206H59ZM70 207V206H69ZM93 207V206H92ZM102 207V206H101ZM110 207V206H109ZM163 207H161V208H163ZM242 207V206H241ZM245 207V206H244ZM243 207V208H244ZM160 208V207H159ZM160 208V209H161ZM169 208V209H170ZM68 209V208H67ZM97 209V208H96ZM107 209V208H106ZM132 209V208H131ZM260 209V210H259ZM143 210V209H142ZM230 210V209H229ZM246 211H247V209H245ZM263 210H264V208H263ZM161 211V210H160ZM163 211H164V209H163ZM206 211H209L210 213H211V218L208 220V221H204L205 219H201V214H203V213H207ZM238 211V210H237ZM260 212V214H258V215H260V216H257V212ZM166 212V211H165ZM164 212V213H165ZM208 212V213H209ZM258 212V213H259ZM111 213H113V212H111ZM185 214V213H184ZM262 214H264V211L262 212ZM115 215V214H114ZM146 215V214H145ZM190 214H185L182 218H181V221H180V223H182V222H184L187 218H188V216H191ZM210 215V214H209ZM212 215H213V217H212ZM158 216V215H157ZM201 216V217H200ZM107 217V216H106ZM166 217V216H165ZM259 217H260V219H259ZM101 218V217H100ZM161 218L163 219V217L161 216ZM161 218H159V219H157V220H160V221H157L156 219V223L157 224H155V223H153V224H155V226H153L154 227V229L156 228V229H158V230H160L161 231V229H159V228H165V226L166 227H168L166 224H168V223H166V221H164V220H161ZM179 218V217H178ZM197 218V219H196ZM96 219V218H95ZM98 219H99V217H98ZM113 219V218H112ZM114 219H116V218H114ZM131 219H132V217H131ZM263 219V218H262ZM94 220V219H93ZM154 220V221H155ZM228 220V219H227ZM117 221V220H116ZM170 221V220H169ZM232 221V220H231ZM262 221H264V220H261V223H262V225L264 224ZM112 222V221H111ZM179 222V221H178ZM226 222V221H225ZM100 223V222H99ZM114 223H115V221H114ZM132 223V222H131ZM170 223V222H169ZM172 223V222H171ZM176 223H177V221H176ZM176 223H175V225H176ZM232 223V224H231ZM152 223L150 222V219L149 218H147V216L142 220V222H141V229H142V231L144 230H147V231H149L150 230V228H152V227H150V228H148L149 227V225H151ZM113 225V224H112ZM171 225V224H170ZM169 225V226H170ZM184 225V224H183ZM103 226H105V225H103ZM119 226V225H118ZM180 226H181V224H180ZM110 227V226H109ZM114 227H115V225H114ZM113 227V228H114ZM124 227V226H123ZM116 228V227H115ZM264 228V227H263ZM263 228H261V229H263ZM135 229V228H134ZM149 229V230H148ZM166 229V228H165ZM260 229V228H259ZM157 230V231H158ZM167 230V229H166ZM170 230V229H169ZM113 231H115L114 229H113ZM151 231V230H150ZM149 231V232H150ZM153 231V230H152ZM156 231V232H157ZM168 231V230H167ZM261 231V230H260ZM263 231H264V229H263ZM110 232V231H109ZM118 232V235H117V237L115 238V237H112L111 238V236L109 237V236H107V235H105V236H101V235H99V237H97L98 238V245H99V247H98V250H99V248H100V250H99V252L97 253V256H96V264H127V263H125V261L124 260H126L125 259V257H124V253L125 252H122V247H123V245H126V243H128L129 241H131V239H130V235L129 234H131L130 233V231L129 230H126V229H121L120 228V231H117ZM155 232V231H154ZM155 232V233H156ZM186 232V231H185ZM113 233V232H112ZM111 233V234H112ZM141 233V232H140ZM146 233V232H145ZM175 233V232H174ZM259 233H261V232H259ZM108 234V233H107ZM148 234V233H147ZM159 234V233H158ZM263 234V233H262ZM115 235V233L113 234V236ZM161 235V234H160ZM160 235H158V236H160ZM177 235V234H176ZM221 235V236H220ZM254 235V236H255ZM258 235V234H257ZM96 236V235H95ZM142 236V235H141ZM143 236H144V232H143ZM142 236V237H143ZM146 236V235H145ZM157 236V237H158ZM173 236V235H172ZM213 236H215L216 237V240L214 239V242H215V248H213L214 249V252H215V255L214 256H217V258L218 259H221V260H219V261H217V259L215 258L214 259V257H213V259L211 258V254H210V256L208 255V256H204V252L210 247L209 246V243H210V245L212 244L209 240H208V238H213ZM94 237V236H93ZM261 237H264L263 235L261 236V234H260V238ZM138 238H140V237H138ZM149 238V237H148ZM168 238V237H167ZM173 238H176V237H173ZM197 238H198V240H200V239H205V240H203V241H201L200 240V242H198L197 241ZM156 239V238H155ZM169 239H172V238H169ZM168 239V240H169ZM178 239V238H177ZM258 239L259 240V242H256V240ZM96 240V239H95ZM145 240V237H144V239L143 238H141V240L139 241V243H138V247H137V250L138 251H136V254L138 255V256H141L140 257V259H144L143 257H144V255H146V249H147V246L149 245H147L146 244V241H147V239H146V241H144ZM157 240V239H156ZM163 240H166V238H164ZM174 240H176V239H174ZM206 240H208L209 241V243L206 241ZM257 240V241H258ZM153 241V240H152ZM158 241V240H157ZM113 242V243H112ZM148 242H149V240H148ZM159 242V241H158ZM165 242V241H164ZM163 242V244H168L167 243V240H166V242L164 243ZM173 242V241H172ZM176 242H178V240L176 241ZM212 242H213V240H212ZM256 242V243H255ZM130 243V242H129ZM155 243V242H154ZM178 243H180V242H178ZM250 243V244H249ZM112 244H114V245H112ZM152 244V243H151ZM157 244V243H156ZM155 244V245H156ZM171 244V243H170ZM174 244V243H173ZM257 244V245H258ZM169 245V244H168ZM214 244H212V246H213ZM117 247L115 250H113V248H112V251H110V250H107V249H109V247ZM134 246V245H133ZM157 246H159V245H157ZM243 246V247H242ZM160 247V246H159ZM166 247V246H165ZM149 248H150V246H149ZM155 248V247H154ZM161 248V247H160ZM164 249V248H163ZM210 249V248H209ZM212 249V250H213ZM157 250V249H156ZM155 250V251H156ZM165 250V249H164ZM176 250V249H175ZM251 250V249H250ZM124 251V250H123ZM154 251V250H153ZM168 251V250H167ZM160 252V251H159ZM212 252V251H211ZM213 252V253H214ZM155 253V256L152 254V256H154V258L156 259V253L157 252H154ZM164 253V252H163ZM166 253V252H165ZM164 253V254H165ZM133 254H135V253H133ZM135 254V255H136ZM203 254V256H201ZM165 255H167V253L165 254ZM168 255H170V253L168 254ZM158 256V255H157ZM137 257V256H136ZM159 257V256H158ZM175 257V256H174ZM129 258V257H128ZM153 258V259H154ZM167 259V258H166ZM166 259H164V260H166ZM145 260V259H144ZM170 260V259H169ZM213 260V261H212ZM124 261V262H123ZM129 261V260H128ZM146 262H147V259L145 260ZM148 261H149V259H148ZM158 261H160V260H158ZM168 260H166L165 261V263L167 262ZM127 262V261H126ZM137 262V261H136ZM150 262V261H149ZM161 262V261H160ZM222 262V263H221ZM157 264L159 263V262H156ZM162 263V262H161ZM164 263V264H165ZM174 263V262H173ZM94 264V263H93ZM142 264V263H141ZM147 264V263H146ZM149 264V263H148ZM155 264V263H154ZM168 264V263H167ZM179 264V263H178Z\"/></svg>",
    "mask_w": 264,
    "mask_h": 264
},
{
    "label": "water",
    "instance_id": "95a60500",
    "mask_svg": "<svg viewBox=\"0 0 264 264\" xmlns=\"http://www.w3.org/2000/svg\"><path fill=\"white\" fill-rule=\"evenodd\" d=\"M99 39H94V41H91V40H88V39H75L73 41H69L71 43H87V42H98ZM114 40V39H113ZM113 40H108V39H103V41L101 42H109L111 41L113 43ZM59 42H63V41H59ZM52 43H55V41L53 40H49V41H42L40 43H38L39 45H43V44H52ZM10 43H5L4 45H9ZM32 44V43H31ZM35 45V44H34ZM34 47V46H33ZM36 47V46H35ZM34 47V50H36V48ZM116 70V64L114 66H112L111 70L108 72V74L105 76V80H108L112 74L115 72ZM99 83V82H98ZM83 103H84V96H82L80 99H79V104H80V110L81 112L83 111ZM32 107L31 108H25L23 107L22 105H19L18 103L16 102H1V108H0V113H4V114H12V113H24L26 111H34V112H37L39 117H45L46 114H50L51 112H53L55 109L54 107V104L52 101H49L47 102V104H44L42 102V100L40 99H34L33 103H32ZM57 114H59V111L56 110ZM38 121V120H37ZM35 121V123L37 122ZM71 124V122L67 121L65 123V127L67 128L69 125ZM84 127V119L83 117L81 118L80 122H79V125L75 126L76 129H81ZM63 128V127H62ZM121 134L120 132H115V133H111V134H100V140L102 141V143H107L108 140H109V137L111 135H119ZM129 136L133 139V140H136L140 135H142L140 132L136 133V132H131V133H128ZM144 134V133H143ZM148 135V137L150 138V141L152 139V135L150 132H147L145 133ZM93 136V134L91 135V137ZM92 139V138H91ZM145 157L141 160L142 163H151L153 161V151H152V147H151V144H150V147L147 149V152L145 153ZM103 154L101 153V151L99 149H96V147L94 146V143L93 141L91 142V158L92 160L95 162V160L97 158H100L102 157ZM135 160V155L132 156V158L128 161V167L129 165L131 164V162H134ZM92 177H94V175L98 172H102V174L104 175V177L106 176V170L104 168H99L98 166H93L92 167ZM120 185L119 188H113L109 183L107 184H102V185H97L96 182L94 181V179L90 182L89 184V189L96 195H102L104 194L105 192H110V193H127V192H130L131 190V179H130V174L129 172H127L126 174V177L124 180H122L120 183H116V186Z\"/></svg>",
    "mask_w": 264,
    "mask_h": 264
}]
</instances>
